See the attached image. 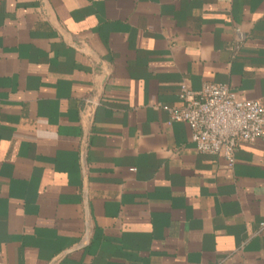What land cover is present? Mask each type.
Here are the masks:
<instances>
[{
	"label": "crops",
	"instance_id": "0c3cea01",
	"mask_svg": "<svg viewBox=\"0 0 264 264\" xmlns=\"http://www.w3.org/2000/svg\"><path fill=\"white\" fill-rule=\"evenodd\" d=\"M209 83L264 109V0H0V264H264V145L163 109Z\"/></svg>",
	"mask_w": 264,
	"mask_h": 264
},
{
	"label": "built area",
	"instance_id": "2783aa9c",
	"mask_svg": "<svg viewBox=\"0 0 264 264\" xmlns=\"http://www.w3.org/2000/svg\"><path fill=\"white\" fill-rule=\"evenodd\" d=\"M181 108L163 107L170 122H182L190 141L202 154L223 158L231 166L240 145H264V109L255 101L240 99L227 86L204 84L199 91L179 86Z\"/></svg>",
	"mask_w": 264,
	"mask_h": 264
}]
</instances>
